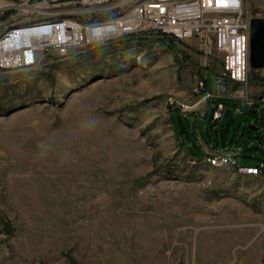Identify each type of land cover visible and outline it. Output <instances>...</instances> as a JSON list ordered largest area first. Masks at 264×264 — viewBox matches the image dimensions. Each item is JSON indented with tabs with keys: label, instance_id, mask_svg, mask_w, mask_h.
Instances as JSON below:
<instances>
[{
	"label": "rangeland",
	"instance_id": "374dc122",
	"mask_svg": "<svg viewBox=\"0 0 264 264\" xmlns=\"http://www.w3.org/2000/svg\"><path fill=\"white\" fill-rule=\"evenodd\" d=\"M245 8L264 17V0ZM219 68L210 44L150 33L0 72V264H264V176L200 157L264 165V105L222 99L233 118L211 123L201 104L193 130L166 103Z\"/></svg>",
	"mask_w": 264,
	"mask_h": 264
},
{
	"label": "built area",
	"instance_id": "2783aa9c",
	"mask_svg": "<svg viewBox=\"0 0 264 264\" xmlns=\"http://www.w3.org/2000/svg\"><path fill=\"white\" fill-rule=\"evenodd\" d=\"M5 21H0V72L40 69L50 63L79 55L126 35L182 41L193 38L199 48L210 44L220 58L219 71L197 80L193 100L168 96V108L203 118L201 104L211 109L210 122L223 116L222 99L240 104L264 105V85L253 95L248 90L249 64L243 57V30L250 17L245 0H9ZM203 125V120H202ZM236 153L207 152L203 160L238 174L264 176V165H237ZM254 170V173L250 172Z\"/></svg>",
	"mask_w": 264,
	"mask_h": 264
},
{
	"label": "water",
	"instance_id": "95a60500",
	"mask_svg": "<svg viewBox=\"0 0 264 264\" xmlns=\"http://www.w3.org/2000/svg\"><path fill=\"white\" fill-rule=\"evenodd\" d=\"M248 64L252 69H264V17H252L249 20V37H248ZM237 110L240 113L250 109L248 104H237ZM223 116L230 122L233 118L231 110L225 108ZM190 127L198 130L202 127V120L198 117H192ZM255 129V126H248Z\"/></svg>",
	"mask_w": 264,
	"mask_h": 264
},
{
	"label": "bare ground",
	"instance_id": "6f19581e",
	"mask_svg": "<svg viewBox=\"0 0 264 264\" xmlns=\"http://www.w3.org/2000/svg\"><path fill=\"white\" fill-rule=\"evenodd\" d=\"M39 6H41V0H31V9H38ZM126 36H131V35H126ZM248 37H249V30H243V57L245 58V63H248ZM108 42H111V41H104V45L107 44ZM97 46H100V45H97ZM81 50L82 49H80L79 52ZM27 69H34V68H26V70ZM208 163L213 167H217L215 163H210V162Z\"/></svg>",
	"mask_w": 264,
	"mask_h": 264
},
{
	"label": "trees",
	"instance_id": "16d2710c",
	"mask_svg": "<svg viewBox=\"0 0 264 264\" xmlns=\"http://www.w3.org/2000/svg\"><path fill=\"white\" fill-rule=\"evenodd\" d=\"M179 116V115H178ZM169 117V116H168ZM184 118H186L185 116H184ZM169 120H170V118H169ZM178 120L180 121V119H179V117H178ZM170 122H171V120H170ZM189 153V152H188ZM191 156H194L193 154H191V153H189ZM194 157H198V156H194ZM201 157V156H200Z\"/></svg>",
	"mask_w": 264,
	"mask_h": 264
},
{
	"label": "crops",
	"instance_id": "0c3cea01",
	"mask_svg": "<svg viewBox=\"0 0 264 264\" xmlns=\"http://www.w3.org/2000/svg\"><path fill=\"white\" fill-rule=\"evenodd\" d=\"M197 117V116H196Z\"/></svg>",
	"mask_w": 264,
	"mask_h": 264
}]
</instances>
